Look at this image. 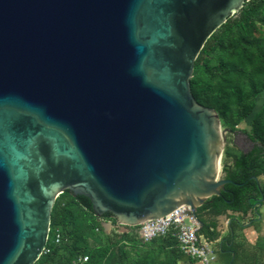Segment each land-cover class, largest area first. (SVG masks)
Returning <instances> with one entry per match:
<instances>
[{
  "label": "water",
  "instance_id": "obj_1",
  "mask_svg": "<svg viewBox=\"0 0 264 264\" xmlns=\"http://www.w3.org/2000/svg\"><path fill=\"white\" fill-rule=\"evenodd\" d=\"M248 1L0 0V264L39 261L66 191L120 225L185 205L203 227L237 132L191 79Z\"/></svg>",
  "mask_w": 264,
  "mask_h": 264
},
{
  "label": "trees",
  "instance_id": "obj_2",
  "mask_svg": "<svg viewBox=\"0 0 264 264\" xmlns=\"http://www.w3.org/2000/svg\"><path fill=\"white\" fill-rule=\"evenodd\" d=\"M257 6V0L246 2L240 10V15L245 20L249 19L257 10ZM232 28L233 18L230 17L209 38L195 61L191 79V90L196 101L203 106L214 108L222 122L223 119L226 122V114L233 109L242 116H246L250 112V100L263 88L262 84L257 81V76L264 74V49L260 45L257 48L248 47L242 52H233L225 56L220 66L223 71L222 82L203 78L200 62L204 54L213 48L222 30L230 31ZM252 130L254 134L249 135L250 139L255 142L252 149L236 158L233 164L226 163L223 166L225 179H229L231 182L224 186L220 196L211 197L198 209V216L204 223L200 228V233L210 240H217L219 232H217L215 221L203 218L205 213L218 216L232 211L247 215L254 208L258 219L260 217L258 209L264 207V185L256 180L264 174V143L259 145L256 141L258 138L264 142V122L260 123L255 118ZM63 195H66L67 198ZM56 199L52 211L51 226H62L66 233L62 234L61 244L53 247L52 254L43 256L37 264H65L82 254L89 256L87 264H101L115 244L116 238L137 236L132 232L107 233L100 224V218L94 214L91 202L87 197L74 196L71 192L66 191ZM102 218L116 223L110 213ZM237 225L239 226L240 223ZM234 226V221H231L232 230ZM130 229L134 230L133 227ZM91 240L96 244L93 248L90 247ZM156 241H162L168 247L176 246V241L173 238H157L152 242ZM60 248L69 253V258L53 259L56 251ZM219 253L225 257V260H228L227 264H257L256 260L247 262L248 259L251 260L250 256L237 247L229 246V242L226 243V247L223 246V243L220 245ZM178 259L179 256L173 251L163 261L140 260L137 264H178ZM194 264L196 263L194 262Z\"/></svg>",
  "mask_w": 264,
  "mask_h": 264
},
{
  "label": "rangeland",
  "instance_id": "obj_3",
  "mask_svg": "<svg viewBox=\"0 0 264 264\" xmlns=\"http://www.w3.org/2000/svg\"><path fill=\"white\" fill-rule=\"evenodd\" d=\"M257 4V10L249 19L245 20L239 11L232 16L233 28L230 31L222 30L219 33L213 48L204 54L200 62L203 78L222 82L223 71L220 66L225 56L233 52H242L248 47L257 48L259 45L263 46L264 49V0H257ZM257 81L262 84L263 88L250 100V112L246 116H242L233 109L226 114V122L224 119L223 122L220 119L222 129L237 132L226 135V144L220 165V178H225L223 166L226 163L233 164L236 158L247 153L255 145V142L249 137L250 134H254L252 130L254 119L257 118L260 123L264 122V74L257 76ZM256 141L259 145L264 143L258 138ZM258 180L261 185H264V174L260 175ZM64 196L67 198L66 195ZM258 211L260 216L261 214L264 216V207H260ZM203 217L208 221L216 222L217 232H219V247L222 243L226 247V243L229 242V246L237 247L243 250L247 256H250L251 260L248 259L247 262L256 260L257 264H264V222L259 227L256 225L257 215L254 208L247 215L230 211L217 217L205 213ZM231 221H234L235 225L233 230L230 227ZM238 223H240L239 226ZM50 228L59 229L61 234L66 233L62 226H50ZM95 246V242L91 240L90 247ZM173 251L179 256L178 264H194L191 259L181 255L176 246L168 247L162 241L143 243L135 235L116 238L115 244L101 264H137L140 260L159 262L165 260ZM69 256L66 250L60 248L56 251L53 259H67ZM227 262L228 260H225V257L218 253L215 264H227Z\"/></svg>",
  "mask_w": 264,
  "mask_h": 264
},
{
  "label": "built area",
  "instance_id": "obj_4",
  "mask_svg": "<svg viewBox=\"0 0 264 264\" xmlns=\"http://www.w3.org/2000/svg\"><path fill=\"white\" fill-rule=\"evenodd\" d=\"M190 208L182 205L169 214L155 219L145 221L138 226L120 225L112 220L100 218V224L107 233H129L136 234L143 243H149L157 238H173L179 253L196 264H215L219 253V240H210L200 233V226L190 214ZM62 242V234L59 229H49L46 246L42 252L43 256H49L53 247ZM89 256L82 254L74 260L65 264H87Z\"/></svg>",
  "mask_w": 264,
  "mask_h": 264
},
{
  "label": "crops",
  "instance_id": "obj_5",
  "mask_svg": "<svg viewBox=\"0 0 264 264\" xmlns=\"http://www.w3.org/2000/svg\"><path fill=\"white\" fill-rule=\"evenodd\" d=\"M230 212V211H229ZM236 214H240V213H236ZM242 215V214H241ZM203 216H205V214L203 215ZM218 216H221V215H218ZM217 217V216H216ZM204 218V217H203ZM264 222V216H262V214H261V216L257 219V222H256V225H258V227H259V225L261 224V223H263ZM184 263H186L185 261H184Z\"/></svg>",
  "mask_w": 264,
  "mask_h": 264
}]
</instances>
